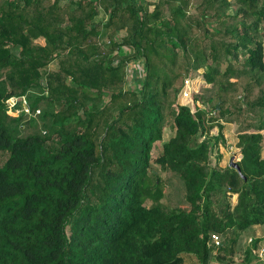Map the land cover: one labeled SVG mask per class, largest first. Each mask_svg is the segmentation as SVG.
Returning <instances> with one entry per match:
<instances>
[{"label": "trees", "instance_id": "trees-1", "mask_svg": "<svg viewBox=\"0 0 264 264\" xmlns=\"http://www.w3.org/2000/svg\"><path fill=\"white\" fill-rule=\"evenodd\" d=\"M225 123L247 179L212 163ZM263 130L264 0H0V264H231L264 225Z\"/></svg>", "mask_w": 264, "mask_h": 264}, {"label": "rangeland", "instance_id": "rangeland-1", "mask_svg": "<svg viewBox=\"0 0 264 264\" xmlns=\"http://www.w3.org/2000/svg\"><path fill=\"white\" fill-rule=\"evenodd\" d=\"M151 2L157 0H149ZM154 6H151L153 8ZM104 18V13L99 14L98 20L106 19V15ZM42 41H44L42 39ZM123 53L131 54L132 50H127L126 48L122 50ZM49 67L56 68L57 62H52ZM146 71L145 64L143 59H132L127 68V78H128V87L140 88V83L144 78ZM192 79V95L190 97H181L178 95V102L181 104H189L192 107V110L195 111L197 108H210L209 104L204 100V91L206 87H209V84L206 83L203 77V69L197 70L190 74ZM180 93V92H179ZM217 115V113L215 112ZM237 125L235 123H225V128L223 130L224 137L226 139V144H223L221 141L216 139V135L218 134V128L215 127L210 131L206 136L211 141V157L212 163H219L221 166L230 165V161L233 156H235V160L238 161L241 159L242 154L240 153L239 148L237 147ZM264 133V130H263ZM170 136V133H166L165 140H167ZM204 136L200 134L197 135V139L201 140ZM162 141H158L152 151V156L157 157L162 151ZM222 154V157L220 155ZM261 158H264V143L261 151ZM237 200V196L234 195L232 198L233 203ZM68 233H70V229H68ZM252 239V240H251ZM258 239L257 247H254L253 253L254 256L250 260V262L245 260L246 256V248L251 247L253 240ZM183 264V262H182ZM213 264H230V263H220L214 262ZM231 264H264V225L258 227H251L246 230L240 237L239 243L237 245L236 254L234 255V262Z\"/></svg>", "mask_w": 264, "mask_h": 264}, {"label": "built area", "instance_id": "built-area-1", "mask_svg": "<svg viewBox=\"0 0 264 264\" xmlns=\"http://www.w3.org/2000/svg\"><path fill=\"white\" fill-rule=\"evenodd\" d=\"M192 79L191 77H187L184 80V85L179 93L180 98L181 97H190L192 95L193 89H192ZM22 103V107L18 108V104ZM7 104L9 107V112L11 114H18L22 108L25 109L26 113L32 114L33 112H31L29 104H28V98L26 95H22V96H11L7 99ZM41 110L37 109L36 112L33 113V115H37L38 113H40ZM252 240V239H251Z\"/></svg>", "mask_w": 264, "mask_h": 264}, {"label": "water", "instance_id": "water-1", "mask_svg": "<svg viewBox=\"0 0 264 264\" xmlns=\"http://www.w3.org/2000/svg\"><path fill=\"white\" fill-rule=\"evenodd\" d=\"M219 106V104L217 105ZM230 165L235 168L242 177H244V179H247V177L243 174L241 166L239 165V163L235 160V156L232 157L231 161H230Z\"/></svg>", "mask_w": 264, "mask_h": 264}, {"label": "crops", "instance_id": "crops-1", "mask_svg": "<svg viewBox=\"0 0 264 264\" xmlns=\"http://www.w3.org/2000/svg\"><path fill=\"white\" fill-rule=\"evenodd\" d=\"M258 226H261V225H257V226H255V228L258 227Z\"/></svg>", "mask_w": 264, "mask_h": 264}]
</instances>
